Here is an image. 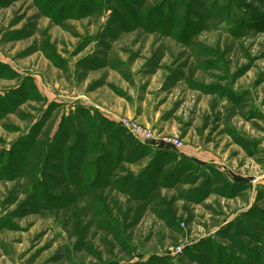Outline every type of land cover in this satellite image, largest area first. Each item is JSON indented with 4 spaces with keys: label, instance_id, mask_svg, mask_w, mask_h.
<instances>
[{
    "label": "rangeland",
    "instance_id": "374dc122",
    "mask_svg": "<svg viewBox=\"0 0 264 264\" xmlns=\"http://www.w3.org/2000/svg\"><path fill=\"white\" fill-rule=\"evenodd\" d=\"M0 264H264V0H0Z\"/></svg>",
    "mask_w": 264,
    "mask_h": 264
},
{
    "label": "built area",
    "instance_id": "2783aa9c",
    "mask_svg": "<svg viewBox=\"0 0 264 264\" xmlns=\"http://www.w3.org/2000/svg\"><path fill=\"white\" fill-rule=\"evenodd\" d=\"M124 126H126L134 136L137 138H141L143 140H150L151 139V134L148 132H142L139 131L136 127L129 126L127 122H124ZM163 144H170L178 148L181 143L178 139H172V138H163Z\"/></svg>",
    "mask_w": 264,
    "mask_h": 264
},
{
    "label": "trees",
    "instance_id": "16d2710c",
    "mask_svg": "<svg viewBox=\"0 0 264 264\" xmlns=\"http://www.w3.org/2000/svg\"><path fill=\"white\" fill-rule=\"evenodd\" d=\"M164 145H166V144H164ZM169 146V145H168ZM150 147V146H149ZM172 148V147H171Z\"/></svg>",
    "mask_w": 264,
    "mask_h": 264
}]
</instances>
